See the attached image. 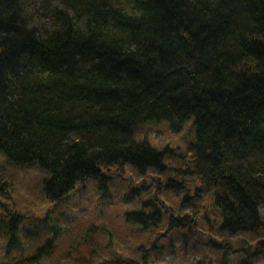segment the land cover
I'll return each mask as SVG.
<instances>
[{
  "label": "trees",
  "instance_id": "1",
  "mask_svg": "<svg viewBox=\"0 0 264 264\" xmlns=\"http://www.w3.org/2000/svg\"><path fill=\"white\" fill-rule=\"evenodd\" d=\"M0 154L63 210L0 264H264V0H0Z\"/></svg>",
  "mask_w": 264,
  "mask_h": 264
},
{
  "label": "rangeland",
  "instance_id": "2",
  "mask_svg": "<svg viewBox=\"0 0 264 264\" xmlns=\"http://www.w3.org/2000/svg\"><path fill=\"white\" fill-rule=\"evenodd\" d=\"M187 128V125L184 126V130ZM151 133L155 132L151 135V137L154 139V141L159 142L161 145L170 144V145H176L180 140H185L186 133L183 132L182 134H169L167 132L166 127L164 124L161 125H153L146 128ZM184 137L183 139H181ZM4 157L2 154H0V163L2 167V171L0 175L2 176L3 180L5 181V191L0 192V220L8 219L9 216H16L17 222L19 224L26 222L27 219L30 220L33 216H41L46 214L48 211H50V215L53 218H58L57 214L63 212L61 207H57L54 203H50L49 201H45L40 193V185L43 178L46 177V174L41 171L39 168L34 166H20V165H13L6 161H4ZM93 191L90 190L85 200H82L83 202H80L79 205L84 206L85 202L89 201L86 207L83 208H75L74 210L77 211V218L75 216V213L73 212V217L75 216L74 222H77L78 224H85L90 221L96 222L99 221L100 223H107V226H115L117 227L118 221L114 219L115 213L111 211V209H105L107 212V215H103V219L99 220L98 217H96V205L94 203V196ZM87 208L89 211L90 216L87 218H84V215H81V209ZM77 209V210H76ZM7 215V216H6ZM81 215V216H80ZM82 218V219H80ZM59 219V223L61 226L63 223H61ZM73 222V223H74ZM26 224V223H25ZM67 223H65L66 226ZM68 225V224H67ZM72 227L71 231V237H67V240H64L61 242V245L59 247V250H64L68 245L69 241L74 240V235L77 233L75 232L74 228L76 226L70 225ZM1 230V227H0ZM74 232V234H73ZM22 234V233H21ZM41 234V233H40ZM22 239V246L26 250L25 253L30 251L31 246L30 243L26 242V238ZM3 239V238H2ZM0 237V259L2 257V247H3V241ZM18 250H13V254L17 255ZM59 256L58 254H54L52 256V260H58ZM50 260H46L44 264H50Z\"/></svg>",
  "mask_w": 264,
  "mask_h": 264
}]
</instances>
